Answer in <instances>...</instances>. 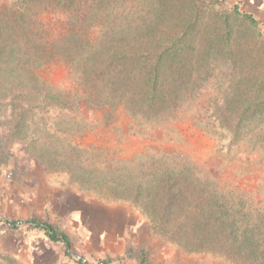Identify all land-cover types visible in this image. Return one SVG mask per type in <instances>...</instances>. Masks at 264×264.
<instances>
[{
	"label": "trees",
	"instance_id": "trees-1",
	"mask_svg": "<svg viewBox=\"0 0 264 264\" xmlns=\"http://www.w3.org/2000/svg\"><path fill=\"white\" fill-rule=\"evenodd\" d=\"M79 2H0V100L10 106L13 137L31 139L45 165L67 170L83 188L100 195L110 190L114 199L137 204L151 230L184 251L221 255L234 264H264V196L226 184L212 172L168 152L160 154L161 163L152 171L133 177L121 172L117 180H108L110 167L101 172L83 163L86 150L55 137L44 117L40 122L36 119L56 107L79 109L81 103L122 107L140 125L193 116L206 133L217 138L229 135L231 143L244 142L263 154L264 41L239 30L218 32L215 39L207 40L210 45L201 37L196 41L192 26L203 23L201 17L206 14L199 5L178 31L161 24V30L147 35L94 38L88 41L89 47L77 45L75 30L65 38H51L43 15L69 11ZM234 8L236 14L259 23ZM54 60L69 64L75 82L70 89L50 87L36 78L35 71ZM216 71L226 78L219 86L221 96L210 100L213 115L207 116L204 87ZM196 96L203 104L193 112ZM62 122L56 125L62 127ZM35 132L39 136L31 135ZM2 140L0 136V146ZM9 223L16 226L18 222ZM31 224L44 229L52 240L70 245L68 235L59 234L50 223L35 220Z\"/></svg>",
	"mask_w": 264,
	"mask_h": 264
},
{
	"label": "rangeland",
	"instance_id": "rangeland-1",
	"mask_svg": "<svg viewBox=\"0 0 264 264\" xmlns=\"http://www.w3.org/2000/svg\"><path fill=\"white\" fill-rule=\"evenodd\" d=\"M195 5L206 12L201 17L203 23L192 26L196 41L201 37L210 45L207 40L215 39L218 32L237 30L264 41V26L236 14L230 0H80L69 11L49 12L43 19L51 38H65L75 30L77 45L89 47L88 41L94 38L147 35L161 30V24L168 30L171 25L174 31L181 30ZM216 74L204 87L207 116L213 115L210 100L221 96L219 86L226 78L219 71ZM35 76L54 88L68 90L75 83L69 64L59 60L37 69ZM202 104L197 98L193 112ZM79 107H56L36 119L40 122L44 117L55 137L67 138L86 150L83 163L101 172L110 167L108 180H117L121 172L133 177L152 171L161 163L160 154L168 152L212 172L226 184L264 196V153L244 142L231 143L229 135L217 138L206 133L193 116L140 125L122 107H90L86 103ZM61 120L63 126L58 127ZM12 122L10 106L0 100V264H85L83 260L92 264H234L221 255L186 252L161 239L137 204L114 199L110 190L100 195L85 189L67 170L45 165L31 139L13 137ZM31 135L39 136L37 132ZM35 220L68 235L70 245L52 240L44 229L31 224ZM11 221L18 223L12 226Z\"/></svg>",
	"mask_w": 264,
	"mask_h": 264
},
{
	"label": "crops",
	"instance_id": "crops-1",
	"mask_svg": "<svg viewBox=\"0 0 264 264\" xmlns=\"http://www.w3.org/2000/svg\"><path fill=\"white\" fill-rule=\"evenodd\" d=\"M242 13L250 14L264 26V0H230Z\"/></svg>",
	"mask_w": 264,
	"mask_h": 264
}]
</instances>
